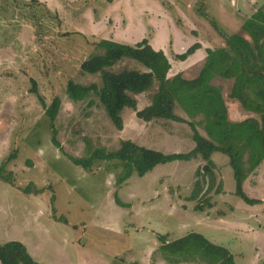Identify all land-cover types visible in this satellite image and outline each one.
<instances>
[{
    "label": "rangeland",
    "instance_id": "obj_1",
    "mask_svg": "<svg viewBox=\"0 0 264 264\" xmlns=\"http://www.w3.org/2000/svg\"><path fill=\"white\" fill-rule=\"evenodd\" d=\"M37 1L0 0V243L18 240L42 264H169L159 251V235L172 241L196 232L227 248L235 264H261L264 160L243 183L249 198L262 201L254 205L235 196L228 158L219 152L211 155L212 187L205 185L194 199L195 171L205 163L200 158L158 164L117 185L120 162L97 160L83 169L70 157L86 156L88 145L113 151L125 139L164 153L186 152L194 145L188 123L143 121L125 108L117 129L95 95L73 102L66 84L101 85L100 75L81 72L80 63L100 52L96 43L103 38L128 44L146 38L168 57V77L194 78L206 48L224 46L232 33L249 38L242 24L264 11V0H98L91 6L96 12L115 4L114 13L97 23L79 15V0ZM194 43L203 54L179 64L175 55ZM124 68L145 70L130 59L109 69ZM33 80L47 105L55 96L61 100L53 122L59 147L31 91ZM211 82L221 87L230 120L259 119L228 96L231 79ZM157 84L135 96L137 109L150 103ZM174 112L191 120L177 105ZM197 129L205 134L201 125ZM6 174L11 183L1 177ZM28 184L43 192L24 193ZM115 193L125 206L115 202Z\"/></svg>",
    "mask_w": 264,
    "mask_h": 264
},
{
    "label": "trees",
    "instance_id": "obj_2",
    "mask_svg": "<svg viewBox=\"0 0 264 264\" xmlns=\"http://www.w3.org/2000/svg\"><path fill=\"white\" fill-rule=\"evenodd\" d=\"M29 1L39 3L37 0ZM242 29L249 38L240 33H232L224 38V46L206 48L199 73L191 79L182 77L180 73L168 77L167 73L171 68L168 57L162 50L150 45L146 38L134 44L100 39L96 43L100 52L85 58L80 63V70L83 73L99 74L101 85L96 82L81 84L68 80L67 97L73 102H78L95 95L117 129L123 127L121 114L125 108L134 110L136 116L143 121L167 119L186 122L191 129L194 145L186 152L164 153L125 139L121 140L118 149L113 151L104 148L92 149L88 145L86 156L70 157L73 164L89 169L97 160H116L122 165L116 177V184L119 185L132 174L144 176L158 164L200 158L205 163L195 171L196 179L191 195L194 199L203 194L205 185L206 190L212 187L215 164L211 155L219 152L228 158L234 179L235 196L249 205L261 203L259 199L247 196L243 183L264 160V11L254 12L244 21ZM199 47L194 43L184 52L177 53L175 58L184 61ZM124 59L140 63L145 70L109 69ZM216 77L231 79L232 86L228 96L240 104L245 112L258 114L259 119L245 117L230 120L221 87L211 82ZM32 82L31 91L37 93L35 81ZM155 82L158 84L150 103L142 109H137L135 96L150 89ZM38 101L50 121L52 143L59 147L53 122L61 100L55 96L47 105L38 94ZM176 105L191 119L190 121L174 112ZM199 116L201 118L196 120ZM197 125L202 126L205 134L198 131ZM1 177L9 183L12 182L8 174ZM22 190L28 194L43 192L32 184ZM215 193H219V188ZM114 196L118 205L125 206L117 199L116 193ZM158 238L161 241L159 251L169 264H235L234 257L227 248L212 243L200 233L190 232L172 241H167L162 235ZM0 264L42 263L30 256L22 242L11 240L0 243ZM261 264H264V260Z\"/></svg>",
    "mask_w": 264,
    "mask_h": 264
},
{
    "label": "crops",
    "instance_id": "obj_3",
    "mask_svg": "<svg viewBox=\"0 0 264 264\" xmlns=\"http://www.w3.org/2000/svg\"><path fill=\"white\" fill-rule=\"evenodd\" d=\"M48 1H50V0L46 1L47 5H49ZM97 1L98 0H79V2H82V4H83V7L81 8L82 10H80L79 15H81V17L82 16H91L90 20L93 23H97V22H99L100 19H103L104 16H107V14H110L111 12L114 13L112 8H113V3L115 4L116 0H115V2L107 3L108 8L106 7L103 10H102V8L101 9L99 8V10L96 12V10H94V7H91V6L95 5L97 3ZM115 36H118V35L116 34ZM122 37L126 38L125 36H122ZM200 50L201 49H197L193 54H191V56L189 55L187 57V59H185L184 61H180L179 64H181V63L185 64V63L189 62L188 60H190L193 56H198V55L201 56V54H203V52ZM202 56L205 57V55H202ZM202 59H204V58L202 57ZM170 71H171V69L169 70V72Z\"/></svg>",
    "mask_w": 264,
    "mask_h": 264
}]
</instances>
